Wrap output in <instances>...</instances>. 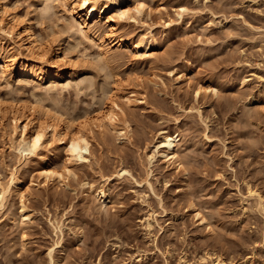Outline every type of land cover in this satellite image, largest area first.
Wrapping results in <instances>:
<instances>
[{"label":"rangeland","instance_id":"rangeland-1","mask_svg":"<svg viewBox=\"0 0 264 264\" xmlns=\"http://www.w3.org/2000/svg\"><path fill=\"white\" fill-rule=\"evenodd\" d=\"M137 1L145 11L120 21L114 31L124 40L112 45L103 19L90 21L95 38L85 35L61 0L47 7L45 0H0L40 46L21 50L0 26V180L15 181L0 208V264H48L50 249L55 264H198L204 253L264 264V220L248 194L251 187L264 193V0ZM179 7L187 9L181 17ZM135 43L154 44L150 55L135 52ZM59 47L75 65L56 58ZM49 64L71 78L48 81ZM25 69L38 79L21 80ZM126 94L143 102L126 105ZM112 100L122 107L124 135L93 127L92 156L70 160L62 183L41 174L68 159L50 130L36 153L20 154L30 104L38 109L32 128L50 121L47 108L74 132ZM162 130L179 134L181 165L162 158ZM120 169L127 172L118 176ZM90 184L108 190L105 205ZM21 196L29 218L20 217Z\"/></svg>","mask_w":264,"mask_h":264},{"label":"bare ground","instance_id":"bare-ground-1","mask_svg":"<svg viewBox=\"0 0 264 264\" xmlns=\"http://www.w3.org/2000/svg\"><path fill=\"white\" fill-rule=\"evenodd\" d=\"M54 0H45L46 5L45 7L49 6ZM64 4L70 7V10L74 16L79 19V25L81 26V31L83 34L88 35L92 38H95L96 35V26L90 25V21L98 16L100 19H103L105 23L110 26L111 30L109 32V38L112 39V45L119 44L124 40L122 36L115 34L114 29L120 23V21H127L133 20L136 15H141L145 11V5L142 2L137 0H61ZM111 13L109 15H105L106 13ZM187 9L185 7H179L178 15L181 17ZM0 26L1 31L6 35L12 37V34L18 38L19 41V48L24 51H28L29 53H37L40 46L37 43V39L35 35L24 25L21 24L20 19L16 15L8 14L7 8L3 5H0ZM116 35V36H115ZM131 44V42H130ZM133 49L135 52L140 53L143 57H147L150 55L148 52L149 49L152 47L150 43L144 44H132ZM100 50V56L105 57L107 50L102 43L98 44ZM141 49H144L143 51ZM60 53L57 54L56 58L59 61H63L66 66L75 65V62L71 61L69 58L64 55L63 48L59 47ZM109 52V51H108ZM108 54V53H107ZM14 58V56H12ZM22 63L25 65L28 63L36 62V58H22ZM5 64H7L4 61ZM48 73L46 78L50 82H59L63 78H71L70 73L67 71L55 72L52 69L51 64L48 66ZM20 79H26L28 77H32L34 79H38L37 73L34 70H21L19 71ZM202 87L196 90V94L200 93ZM208 89V88H207ZM210 91H213L215 94V89L211 88ZM124 103L126 105L135 104L137 102H143V98L134 97V95H123ZM18 107V105H17ZM19 108V107H18ZM28 114L30 118L21 126L22 130L20 132V154L23 153L24 157L29 154H34L41 147L42 143H44L43 139L46 137V131H51V139L55 146H59L61 143L64 144L67 152H68V159L65 165L60 168L56 169L53 167H47L41 170V174L47 181H54L58 180L61 183L64 181V178H67L69 174H71L70 167L68 163L70 160H74L75 162L80 161H88L92 156V152L90 150V130L93 127L98 129L108 128L113 131H117V133L123 134L128 127L126 125V120L121 115L122 107L120 103L115 100H112L110 106L106 108L103 114L94 117H86L77 127H75V131L69 130L70 123L67 120H63L61 116H56L49 113L47 108L43 111V116L45 119L50 118V121L45 120L44 122H40L39 127L32 128L31 122L32 117L38 112V109L33 105L30 104L28 106ZM2 103L0 102V114H2ZM2 116V115H1ZM15 120V126L17 127ZM120 121L124 122L123 128L120 130H116V126ZM61 124V126H58ZM124 135V134H123ZM46 139V138H45ZM180 140L179 134L170 133L167 130H162L160 134V141L159 145L161 146V156L162 158L168 163H176L177 166L181 165V159L178 154V142ZM180 151V150H179ZM22 155V157H23ZM26 155V156H25ZM153 155H151L152 158ZM124 169H120L117 172V175H121L125 173ZM15 184L14 179L10 180L9 185H3L0 180V208L5 206L4 203L7 199V196L10 194L11 186ZM90 184V188H94L93 185ZM252 188V187H251ZM248 188V194L255 200V207L256 210L261 214L262 219L264 220V193L256 189ZM93 195L101 202V205H105L108 201V194L105 188L98 187L91 189ZM27 206L24 203L22 196L20 199V217L22 219L29 218V212L27 211ZM153 212L147 214L144 218L146 219L145 229L147 230L148 234L150 233V229L154 224L155 217L153 216ZM52 249L48 250L49 255V262L48 264H55L56 259L51 256ZM141 256V255H140ZM143 256V255H142ZM144 256H146L144 254ZM143 256V257H144ZM212 256V255H211ZM208 253H204L199 256L198 264H229L224 260L217 258H211ZM182 264H188V261L183 259Z\"/></svg>","mask_w":264,"mask_h":264}]
</instances>
